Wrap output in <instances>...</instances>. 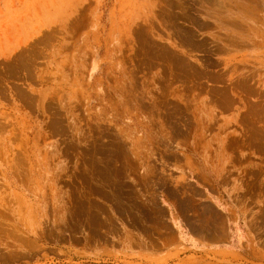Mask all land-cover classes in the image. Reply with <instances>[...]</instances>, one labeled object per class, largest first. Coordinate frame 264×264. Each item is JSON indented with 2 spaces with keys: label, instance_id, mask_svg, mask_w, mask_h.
<instances>
[{
  "label": "rangeland",
  "instance_id": "obj_1",
  "mask_svg": "<svg viewBox=\"0 0 264 264\" xmlns=\"http://www.w3.org/2000/svg\"><path fill=\"white\" fill-rule=\"evenodd\" d=\"M0 264H264V0H0Z\"/></svg>",
  "mask_w": 264,
  "mask_h": 264
}]
</instances>
